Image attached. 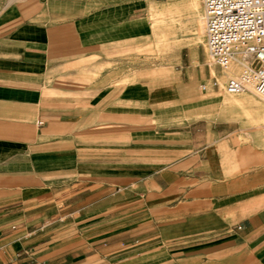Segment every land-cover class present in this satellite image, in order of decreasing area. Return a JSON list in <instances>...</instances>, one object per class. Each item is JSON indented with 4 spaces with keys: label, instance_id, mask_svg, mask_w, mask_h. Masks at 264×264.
Returning <instances> with one entry per match:
<instances>
[{
    "label": "crops",
    "instance_id": "obj_1",
    "mask_svg": "<svg viewBox=\"0 0 264 264\" xmlns=\"http://www.w3.org/2000/svg\"><path fill=\"white\" fill-rule=\"evenodd\" d=\"M184 1L0 0V264H264V100L163 64Z\"/></svg>",
    "mask_w": 264,
    "mask_h": 264
},
{
    "label": "built area",
    "instance_id": "obj_2",
    "mask_svg": "<svg viewBox=\"0 0 264 264\" xmlns=\"http://www.w3.org/2000/svg\"><path fill=\"white\" fill-rule=\"evenodd\" d=\"M202 21L212 62L221 70L239 67L227 76L225 91L264 98V0H202Z\"/></svg>",
    "mask_w": 264,
    "mask_h": 264
},
{
    "label": "rangeland",
    "instance_id": "obj_3",
    "mask_svg": "<svg viewBox=\"0 0 264 264\" xmlns=\"http://www.w3.org/2000/svg\"><path fill=\"white\" fill-rule=\"evenodd\" d=\"M159 27L157 29H154V33L159 36L160 40L162 39V45L164 50L168 52V62L163 63L167 64L168 69L170 70H176L179 67L176 65L177 62L175 61L176 54L180 52V50L188 51L190 52L191 56V64L192 66L196 65V54H197V48H200L203 50L205 62L207 63V67L214 69L217 76V71L221 70L218 66L210 65L209 63V57H208V51L205 44V35H204V24L202 21V7H201V0H196V6H192L190 4V0H185L183 7L181 9L176 8H170L169 9V19L166 24H163L160 28L161 24H156ZM167 45V48H166ZM159 48V49H160ZM236 64H232V67L236 68ZM237 69L239 70V67L237 66ZM222 71V70H221ZM215 77L217 78V76ZM212 76V75H211ZM227 80V76L222 79L221 85L218 83V86H223ZM208 82H211V80H208L205 85H208ZM204 84L203 82L197 83V91L200 94V98H204L209 94V90L206 93H203L200 86ZM201 89V90H200ZM208 89V88H207ZM239 95H233V97H237ZM201 101V99H200ZM201 103V102H200ZM264 103V102H263ZM202 105H200V108ZM199 112V111H198ZM198 112L195 113V117H205V118H215L219 117L220 115H223V111L219 110L215 112L212 115H204V114H198ZM220 113V114H219ZM219 114V115H218ZM247 114V111L244 112V109L237 111V115L239 117H244V115ZM247 130V136L250 139H254L257 141L260 145L264 146V142L258 138L257 132L262 131L261 128H244ZM261 134V133H260Z\"/></svg>",
    "mask_w": 264,
    "mask_h": 264
},
{
    "label": "bare ground",
    "instance_id": "obj_4",
    "mask_svg": "<svg viewBox=\"0 0 264 264\" xmlns=\"http://www.w3.org/2000/svg\"><path fill=\"white\" fill-rule=\"evenodd\" d=\"M207 48V47H206ZM208 51V50H207ZM208 57H209V63H210V65L212 66V65H214V63L212 62V60H211V58H210V56H209V53H208ZM236 66V65H235ZM237 67V66H236ZM239 71V70H238ZM249 89H251L250 87H249ZM231 95H234V94H231ZM237 95V94H236ZM261 99H263L264 100V98H262V97H260Z\"/></svg>",
    "mask_w": 264,
    "mask_h": 264
}]
</instances>
